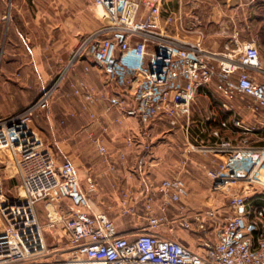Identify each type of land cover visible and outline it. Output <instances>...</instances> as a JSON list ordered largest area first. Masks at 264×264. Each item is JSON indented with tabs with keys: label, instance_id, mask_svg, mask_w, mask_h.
<instances>
[{
	"label": "built area",
	"instance_id": "built-area-1",
	"mask_svg": "<svg viewBox=\"0 0 264 264\" xmlns=\"http://www.w3.org/2000/svg\"><path fill=\"white\" fill-rule=\"evenodd\" d=\"M92 1L106 12L107 21L81 41L70 66L84 61L86 71L95 68L107 84L120 89L121 94L102 98L111 109L137 118L144 126V139L150 137L148 127L155 118L165 117L177 125L189 116L200 89L214 86L227 101L249 99L246 110L259 116V121L252 125L232 119L240 140L216 130L212 140L191 144L186 150V155L200 153L215 163L210 192L227 196L229 213L213 238L206 236L198 247L165 236L158 229L169 224L170 206L182 205L190 195L186 182L175 177L151 188V200L159 201L160 214L149 215L142 232L122 233L113 221L95 214L74 164L59 161L32 128L48 109L59 78L34 103L0 119V155H10L21 185L20 196L10 200L0 175V264H35L30 258L44 246L36 207L43 201L66 200L74 207L62 221L72 248L60 264H264V200L254 203L248 197L255 188L251 181L264 184V144H252L247 137L264 133V81L258 75L262 67L256 41L223 59L206 49L201 37L177 33L182 17L164 18L162 0ZM72 88L89 103L97 100L84 84ZM133 143L127 139L129 146ZM97 148L106 153L98 142ZM6 169L0 158V171ZM88 184L89 192H95V183L89 180ZM206 208L194 218L203 233L216 215L214 203ZM176 210L183 214L184 210Z\"/></svg>",
	"mask_w": 264,
	"mask_h": 264
},
{
	"label": "rangeland",
	"instance_id": "rangeland-1",
	"mask_svg": "<svg viewBox=\"0 0 264 264\" xmlns=\"http://www.w3.org/2000/svg\"><path fill=\"white\" fill-rule=\"evenodd\" d=\"M241 1L245 2L247 6L245 20L241 19V23L236 21V29L239 30L241 43L230 54L237 55L240 53L239 49L245 44L256 41L262 67V71L258 75L264 81V18H261L260 7L256 10V6L264 4V0ZM5 17L7 18L4 19ZM107 17L106 12L95 7L92 0H0V78L5 65L15 67L17 79L23 71H26L29 82L25 85V94L32 97L37 93V98L32 102L34 103L62 75L61 79L63 80L68 69H71L75 63L61 72L60 76L51 84L43 79L37 66H43L47 71H52L55 67L60 68L69 61H73V56L81 41L105 23ZM60 82L61 80L57 86ZM3 94H6L5 91ZM248 101V98L238 97L229 101L231 105H228V109L230 110L232 107L235 109L246 108ZM247 118L248 115H245L244 119ZM180 121L177 125H172L165 117L155 118L148 127L150 137L147 140L142 137V130L139 137L130 135L125 138L123 144L127 148L134 147L136 141H139L142 157L144 156L141 161L144 162V159H148L145 171L148 176L152 177L149 180V185L144 188L141 180L138 179L136 185L143 189L139 193L126 188L114 195L104 196L105 203L102 207L98 204L100 200L98 192H89L88 178L94 173L93 166H99L102 159H106L107 150L105 154H101L98 148L91 149L89 153L85 154L84 150L76 149L71 157H66L61 148L52 142L48 143L43 138L41 139L44 143H48L45 145L54 152L59 161L67 159L74 164L81 177V187L90 199L92 211L113 221L120 232L134 234L142 232L148 226L149 215L160 214L159 201L151 200V188L159 184L165 176L180 177L178 174H180L182 166H185L183 159L188 147L191 144H202L203 140L206 143L210 139L198 131L194 133L191 129L189 131L183 129L181 125L184 124V121L182 119ZM141 126L143 129L144 126L142 124ZM197 135H199L198 139ZM247 137L250 138L251 135ZM128 138L133 139L132 146L127 144ZM195 138L198 142H195ZM194 155L197 160L196 164L202 165L204 156L200 153H194ZM0 156L7 165L5 171H0L4 193L8 199L16 200L21 193L17 172L12 167L8 153H1ZM213 165L215 167V163ZM139 166L145 167V164L142 163ZM202 169V172L197 176L198 184L199 187H206V190L203 193L200 191L194 193L190 190L188 199L182 205L170 206L169 224L158 229L165 236L177 239L192 247H198L206 236L213 238L218 226L229 213L227 196L222 193L211 194L212 177L210 180L207 170L204 167ZM255 180L251 181L255 188L248 193V197L254 203H258L264 200V184ZM207 203H214L216 215L209 221L208 232L203 233L194 218L198 213L207 210ZM149 205L152 208L151 212L148 211ZM176 208L184 210L183 214L179 213ZM73 212L74 207L67 200L62 203L43 201L37 205L36 215L42 228L44 246L40 252L30 258V263L60 264L67 258L71 252L72 244L68 234L63 230L62 221ZM184 216L187 218H182Z\"/></svg>",
	"mask_w": 264,
	"mask_h": 264
},
{
	"label": "crops",
	"instance_id": "crops-1",
	"mask_svg": "<svg viewBox=\"0 0 264 264\" xmlns=\"http://www.w3.org/2000/svg\"><path fill=\"white\" fill-rule=\"evenodd\" d=\"M258 7L262 11L261 18H264V4L256 6V10ZM246 8V3L241 0H162L164 18L172 14L182 17L180 28L185 30L179 31L180 28H178L177 33L190 38L201 37L205 48L220 54L223 59L232 56L231 51H235L241 43L236 21L241 23V19L245 20ZM186 29L192 30L187 32ZM170 30L175 31V27L171 26ZM87 65L84 61H78L70 69L69 61L66 65L60 68L55 67L52 71H47L43 66H37L43 79L50 84L60 76L61 72L69 69L64 79H61L60 84L53 89L48 109L42 112L32 128L48 143L52 142L61 148L66 157H71L76 149L84 150L85 154L91 149L96 150L97 142L106 148V159L103 158L99 166H93L94 173L88 178L96 185V192L100 197L98 204L102 207L105 203L104 196L114 195L126 188L139 193L143 189L136 185L138 179L141 180L144 188L149 185L152 176H148L145 171L148 159L141 161L144 156L142 157L139 141L137 140L132 148H127L123 144L125 138L130 135L140 136L142 126L139 120L125 117L119 111L111 109L109 102L103 98L121 94V90L107 84L105 76L95 68L86 71ZM14 69L12 65H5L2 69L0 119L28 106L38 96L37 93L32 97L25 94V85L29 82L27 72L23 71L20 79H17ZM81 84L86 85L97 97L94 103H89L83 95L74 93L72 86ZM228 105L231 103L223 99L214 86L200 89L193 101L191 113L185 117L186 119H182L184 124L181 127L187 131L191 129L194 133L198 131L204 137L208 136L209 140H212V133L216 130L222 131L223 135H229L233 139H240L241 133L232 126V119L240 118L245 123L253 125L259 121V116L249 111L246 113L245 107L235 109L231 106L232 109L229 110ZM261 112L264 114V111ZM245 115H248L247 119H244ZM223 123H227L229 127L224 129ZM251 137L252 144H264V133L260 132ZM198 138L199 135H197ZM197 139L195 142H198ZM203 141L201 143H204ZM123 156L124 159H122ZM183 160L186 168L182 166L178 176L186 182L189 191L203 193L206 187H199L197 176L204 167L209 179L211 180V177L213 179L215 168L213 162L204 157V163L198 165L194 153L189 155L185 153ZM142 163L145 167L139 166ZM79 178L81 182L80 175ZM168 178H174V176H165L162 180Z\"/></svg>",
	"mask_w": 264,
	"mask_h": 264
},
{
	"label": "bare ground",
	"instance_id": "bare-ground-1",
	"mask_svg": "<svg viewBox=\"0 0 264 264\" xmlns=\"http://www.w3.org/2000/svg\"><path fill=\"white\" fill-rule=\"evenodd\" d=\"M63 77V75L60 77V79Z\"/></svg>",
	"mask_w": 264,
	"mask_h": 264
}]
</instances>
